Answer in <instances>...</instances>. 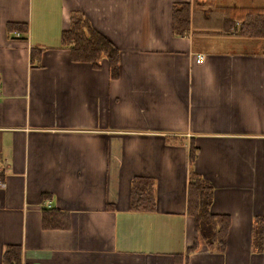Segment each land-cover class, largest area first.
<instances>
[{
  "label": "crops",
  "instance_id": "0c3cea01",
  "mask_svg": "<svg viewBox=\"0 0 264 264\" xmlns=\"http://www.w3.org/2000/svg\"><path fill=\"white\" fill-rule=\"evenodd\" d=\"M221 6L264 0H0V264L16 245L22 264H264V43L223 32ZM75 11L119 48L117 78L61 44ZM191 140L211 211L231 218L224 252H190ZM135 177L155 180L154 211L131 210ZM46 208L66 226L46 227Z\"/></svg>",
  "mask_w": 264,
  "mask_h": 264
},
{
  "label": "trees",
  "instance_id": "16d2710c",
  "mask_svg": "<svg viewBox=\"0 0 264 264\" xmlns=\"http://www.w3.org/2000/svg\"><path fill=\"white\" fill-rule=\"evenodd\" d=\"M209 2L201 4L208 5ZM222 13L218 15L223 22L222 30L236 36L255 38L264 43V8L220 7ZM231 15V17H230ZM233 19V20H232ZM192 8L190 3H176L173 7V31L178 36H185L191 28ZM9 31L26 32L23 23L11 22L7 24ZM61 44L69 48L71 59L76 62H89L96 69L106 59L112 78L120 74V50L104 34L93 27L89 19L80 11L72 13L69 28L63 30ZM43 49L33 47L30 50L31 63H36ZM198 147L190 142L191 170L188 180V213L194 218L197 238L190 252L204 244L211 251L224 252L231 225L229 215L214 214L211 206L214 199V187L194 169ZM156 209L155 180L149 177H135L131 188V210L151 212ZM44 225L46 227L66 226L67 220L60 221L54 217L55 213L65 215L55 208L44 209ZM253 239L257 250H264V217L254 220ZM203 242V243H202ZM21 248L8 246L3 259L5 264H22Z\"/></svg>",
  "mask_w": 264,
  "mask_h": 264
},
{
  "label": "built area",
  "instance_id": "2783aa9c",
  "mask_svg": "<svg viewBox=\"0 0 264 264\" xmlns=\"http://www.w3.org/2000/svg\"><path fill=\"white\" fill-rule=\"evenodd\" d=\"M198 59L199 60H203V59H205V56L203 54H201V55H199ZM2 176H4V171H3V168L0 167V188H2L4 186V183H3V180H2L3 179ZM47 206L50 207L51 205L49 203H47Z\"/></svg>",
  "mask_w": 264,
  "mask_h": 264
}]
</instances>
